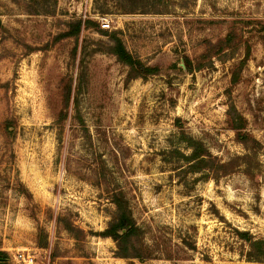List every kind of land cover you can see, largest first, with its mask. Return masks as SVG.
Returning <instances> with one entry per match:
<instances>
[{
  "label": "rangeland",
  "instance_id": "rangeland-1",
  "mask_svg": "<svg viewBox=\"0 0 264 264\" xmlns=\"http://www.w3.org/2000/svg\"><path fill=\"white\" fill-rule=\"evenodd\" d=\"M79 20L116 32L157 75L127 82L93 29L55 41ZM263 26L264 0H0L2 264H22L18 254L34 264H264L247 259L238 236L264 241ZM228 33L234 49L185 71L183 58ZM231 110L261 145L251 177L184 174L172 152L187 154L180 133L222 163L246 153ZM117 193L140 231L141 261L93 235Z\"/></svg>",
  "mask_w": 264,
  "mask_h": 264
},
{
  "label": "trees",
  "instance_id": "trees-1",
  "mask_svg": "<svg viewBox=\"0 0 264 264\" xmlns=\"http://www.w3.org/2000/svg\"><path fill=\"white\" fill-rule=\"evenodd\" d=\"M122 11H125V13H132V9H125ZM82 29H93L98 35L108 38L109 44L107 45V53L115 57L119 64L127 68V82L137 79L144 81L149 77L157 75V68L144 65L138 58L132 56L125 49L116 32L107 33L106 31L99 29L98 25L90 20L76 21L69 26L66 32L58 35L55 38V41L77 38ZM262 31L264 32V26L262 27ZM235 47L236 37L233 33H228L224 39L214 44H208L206 50L194 60L183 58L185 71L190 74L200 71L207 66L206 62H209L211 58L218 57L223 52L232 50ZM245 52V56L240 62V65L244 64L248 59V47ZM236 82L237 76L234 75L232 78V84H235ZM70 101L71 92L70 88H67L62 94L64 109L68 108ZM229 116L231 130L234 132L235 140L243 147L246 153L222 163L216 157H213L201 142L180 133V142L184 146L187 154H181L178 150H173L172 152L186 165L187 170L184 174L203 173L205 179L211 177L213 180H217L218 177L226 176L240 170L244 175L251 177L250 170L254 167V159L257 151L261 148V145L245 132L244 120L239 114L234 110H231ZM110 201L114 206L113 217L103 232L95 233L93 235L100 238L112 239L116 244V257L141 261L145 256L142 254L144 252L137 247V244H140V231L131 217L127 201L121 193L112 194ZM65 229L69 232L72 231L68 226H65ZM121 231H125V233L120 235ZM238 236L248 244L249 251L247 259L249 261L260 262L264 260V241H253L247 233H238ZM44 245L45 238L43 232L39 231L37 246L43 248ZM5 259V253L0 252V264H2Z\"/></svg>",
  "mask_w": 264,
  "mask_h": 264
},
{
  "label": "built area",
  "instance_id": "built-area-1",
  "mask_svg": "<svg viewBox=\"0 0 264 264\" xmlns=\"http://www.w3.org/2000/svg\"><path fill=\"white\" fill-rule=\"evenodd\" d=\"M102 29H107L108 24L107 23H101ZM18 259L22 262V264H34V260L29 255L24 256L23 254H18Z\"/></svg>",
  "mask_w": 264,
  "mask_h": 264
},
{
  "label": "water",
  "instance_id": "water-1",
  "mask_svg": "<svg viewBox=\"0 0 264 264\" xmlns=\"http://www.w3.org/2000/svg\"><path fill=\"white\" fill-rule=\"evenodd\" d=\"M124 233V231H121L120 234L122 235Z\"/></svg>",
  "mask_w": 264,
  "mask_h": 264
}]
</instances>
